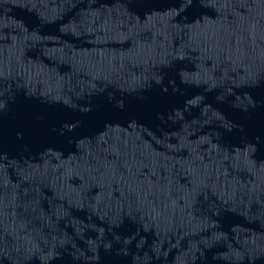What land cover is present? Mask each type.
Segmentation results:
<instances>
[{
	"label": "water",
	"instance_id": "obj_1",
	"mask_svg": "<svg viewBox=\"0 0 264 264\" xmlns=\"http://www.w3.org/2000/svg\"><path fill=\"white\" fill-rule=\"evenodd\" d=\"M0 264H264V0H0Z\"/></svg>",
	"mask_w": 264,
	"mask_h": 264
}]
</instances>
